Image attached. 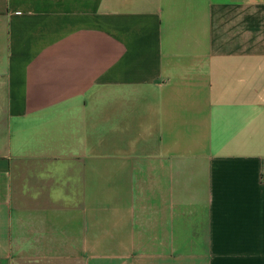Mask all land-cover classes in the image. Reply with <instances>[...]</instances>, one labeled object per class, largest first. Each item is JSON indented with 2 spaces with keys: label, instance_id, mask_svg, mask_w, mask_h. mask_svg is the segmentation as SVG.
<instances>
[{
  "label": "crops",
  "instance_id": "0c3cea01",
  "mask_svg": "<svg viewBox=\"0 0 264 264\" xmlns=\"http://www.w3.org/2000/svg\"><path fill=\"white\" fill-rule=\"evenodd\" d=\"M264 0H0V264H264Z\"/></svg>",
  "mask_w": 264,
  "mask_h": 264
},
{
  "label": "built area",
  "instance_id": "2783aa9c",
  "mask_svg": "<svg viewBox=\"0 0 264 264\" xmlns=\"http://www.w3.org/2000/svg\"><path fill=\"white\" fill-rule=\"evenodd\" d=\"M260 179L264 180V174L263 173L260 175Z\"/></svg>",
  "mask_w": 264,
  "mask_h": 264
}]
</instances>
